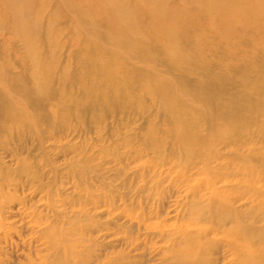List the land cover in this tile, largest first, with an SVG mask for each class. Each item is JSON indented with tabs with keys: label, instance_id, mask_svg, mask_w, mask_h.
Here are the masks:
<instances>
[{
	"label": "rangeland",
	"instance_id": "rangeland-1",
	"mask_svg": "<svg viewBox=\"0 0 264 264\" xmlns=\"http://www.w3.org/2000/svg\"><path fill=\"white\" fill-rule=\"evenodd\" d=\"M47 1L36 6V39L48 52L52 33L57 32L53 38L59 44V68L43 95H32L34 65L25 42L10 26L0 24V76L22 78L18 85L3 79L0 94L8 90L27 119L5 128V115L0 112V264H62L64 259L68 264H160L168 249L184 245V232H191L196 240L217 239L235 220L253 233L255 246L264 245L263 101L257 111L251 102L233 98L240 81L264 69V42L253 30L235 24L237 41L243 43L245 60L250 62L248 75L242 73V65L228 68L225 61L217 62L222 49H207L202 57L195 42L184 44L191 63L213 56L209 69L223 81L213 84L169 63L171 46L165 54L146 57L90 34L110 54H120L126 62L173 82L181 104L194 109L188 116L193 122L186 137L178 136L161 99L137 89L130 100L113 97L104 106L80 108L65 120L52 116L54 106L62 105L61 88L68 85L61 69L83 70L78 55L84 34L81 39L74 34L80 16L72 7L52 21L59 0ZM168 4L192 12L198 9L185 0H168ZM107 19L101 12L94 22L108 23ZM197 21L205 24L208 19L198 13ZM200 27L193 31L197 38ZM260 81L264 93V79ZM65 88L69 96H78L77 88ZM22 91L32 99L21 96ZM202 93H210L213 100L206 105ZM229 107L232 114L214 117L218 108ZM250 150L254 181L244 190L247 176L238 163ZM229 190L239 192L228 196L229 209L221 208L220 195ZM219 209L228 216L220 226L215 212ZM230 253L224 247L211 252L210 264H241ZM256 264H264V256L256 258Z\"/></svg>",
	"mask_w": 264,
	"mask_h": 264
},
{
	"label": "bare ground",
	"instance_id": "bare-ground-1",
	"mask_svg": "<svg viewBox=\"0 0 264 264\" xmlns=\"http://www.w3.org/2000/svg\"><path fill=\"white\" fill-rule=\"evenodd\" d=\"M185 1L197 6V11L192 12L185 6L173 8L168 4V0H59L56 2L57 8L50 16L52 21L60 19L64 10L69 7H72L71 10L74 9L80 17L82 16L77 18L72 29L76 38H80L79 35L84 34V37L80 38L79 49L82 51L78 55V63L83 67V70L73 71L67 66L61 69L67 84L77 88L79 94L75 97L74 95L69 96L68 90L65 88L68 85H64L60 93L62 105L54 106L52 116L61 115L66 120L80 108L90 105L104 106L106 101L113 97L122 96L125 100H130L132 90L137 89L153 98H160L161 106L172 124V131L180 137H186L189 133L188 124L193 122L188 116L193 113L194 109L184 107L181 104V96L178 94L174 83L126 62L120 54H110L88 37L95 33L102 39L111 41L112 44L146 57L158 53L165 54L171 46L173 55L167 54L169 63L182 68L186 67L198 73L201 79L206 82L221 84L223 82L221 76L212 73L209 69L213 63L212 55L205 62L200 57L195 62H190L185 53L184 44L195 42L202 57L207 49H222L218 54L217 62L223 63L225 61L228 68L242 65L244 67L241 69L242 73L248 75L250 62L245 60L243 43L237 41L238 37L236 38V36L238 34L235 30V24L240 23L242 28L253 30L254 36L264 42V0ZM47 3V0H0V4L3 5L2 9L0 8V24L10 26L15 36L21 37L25 42L34 65L30 74L34 80L32 91L34 94L32 93V95L39 96L48 92L52 86V75L59 68L57 60L59 44L56 38H53L57 32L53 31L54 33H52L48 52L36 39L39 34L38 8L47 5ZM36 6H38L37 9ZM101 12L106 13L108 23L94 22L95 16ZM198 13L205 14L207 17L208 21L205 24L197 21ZM199 26H201V35H198L200 37L197 38L193 31ZM241 59L243 64L240 63ZM222 73L225 74L226 72ZM262 75H264V69H261L257 76L240 81V88L237 89L233 98L251 102L252 108L257 111H260L257 104L263 101L261 108H264V93H261L263 83L260 81V78L261 80L264 79ZM0 78V84L3 79L12 85H18L19 81L22 80L20 77L10 75L8 77L0 76ZM219 92L215 93L221 95ZM24 95H27V100L32 99L30 94H25L22 91L21 96ZM201 96L206 105L213 100L210 93H202ZM11 99V94L6 89L0 94V112L5 115V120L2 123L5 128L13 127L15 124L27 120L19 103ZM232 109L233 107H229L227 110L218 108L214 117L225 118L232 114ZM198 151L186 150L189 154H196ZM252 155L253 150H250L248 156H241L240 160L238 159L239 171L247 176L246 186H243L244 190L251 187L254 181L251 176L253 174V165L250 161ZM238 192L229 190L222 195L219 194L220 207L229 209L226 204L228 196H235ZM215 212L218 226L224 225L228 218L226 213L221 209ZM230 212L233 214V211L230 210ZM190 233H183V241L181 240V242H184V245L181 244L177 249H168L160 264H210L211 252L219 251L222 247L224 250L231 251L233 261L241 264H256V258L264 256V245L260 243L255 246L256 239L253 238V233L242 227L239 220H235L234 225L228 229L222 230L217 239L212 237L206 241H201L198 238L196 240V236ZM261 237H264V232ZM222 252L224 253V251ZM228 254L226 253V255ZM187 258H191L190 261ZM66 261L67 259H64L62 264H68ZM81 263L79 262V264Z\"/></svg>",
	"mask_w": 264,
	"mask_h": 264
}]
</instances>
